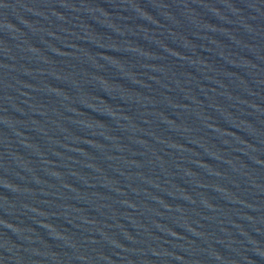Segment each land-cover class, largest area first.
<instances>
[{"label": "water", "instance_id": "obj_1", "mask_svg": "<svg viewBox=\"0 0 264 264\" xmlns=\"http://www.w3.org/2000/svg\"><path fill=\"white\" fill-rule=\"evenodd\" d=\"M0 264H264V0H0Z\"/></svg>", "mask_w": 264, "mask_h": 264}]
</instances>
